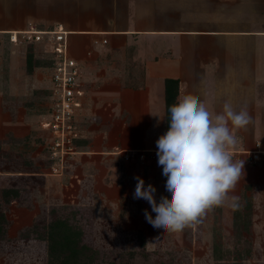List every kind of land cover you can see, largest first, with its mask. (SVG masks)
Returning <instances> with one entry per match:
<instances>
[{
  "label": "rangeland",
  "instance_id": "obj_1",
  "mask_svg": "<svg viewBox=\"0 0 264 264\" xmlns=\"http://www.w3.org/2000/svg\"><path fill=\"white\" fill-rule=\"evenodd\" d=\"M31 3L33 0L29 4L28 0H0V28H20L27 19L47 29L57 22L66 25L73 21L70 12L60 13L53 3L46 11L28 10ZM67 43L71 51L80 49L76 36L69 42L67 37ZM47 52L42 46L0 41V213L5 218L1 220L0 264H47L49 211L63 205L64 212L57 210L58 214L81 228V243L92 254L88 264H264V170H255L263 167V157L249 160L248 152L254 147H242L241 154H233L234 160L245 162L244 174L229 193L238 197L237 208L227 203L213 207L194 227L180 232L153 228L144 211L153 218L156 213L146 200L134 199L133 194L135 177L151 182L146 171L151 160H158L157 151L123 146L130 134L124 129L128 125L124 124V111L95 108L97 90L85 75L82 81L90 85L94 103L84 120L80 117L84 135L80 149L84 152L69 155L60 169L52 171L48 133L41 127L50 89ZM117 150L124 152H110ZM89 152L97 154L86 155ZM138 154L143 156L138 158ZM93 162L98 163L97 171L118 170L117 183L100 187L109 196L108 202L104 203L107 197L98 198L101 194L91 183L76 182L77 173L92 172ZM129 163L135 167L138 163L142 171L134 177ZM148 184L157 186L152 182L145 186ZM165 184L160 186L165 188ZM5 189H15L18 195L5 200L1 197ZM156 196L159 203L161 196ZM50 214L53 218V212ZM214 246L222 250L219 259L213 255Z\"/></svg>",
  "mask_w": 264,
  "mask_h": 264
},
{
  "label": "crops",
  "instance_id": "obj_2",
  "mask_svg": "<svg viewBox=\"0 0 264 264\" xmlns=\"http://www.w3.org/2000/svg\"><path fill=\"white\" fill-rule=\"evenodd\" d=\"M51 3L60 13L72 15L67 26L55 25L69 31L68 42L72 36L79 38L80 49L69 51L82 79L86 75L85 80H93L95 108L124 111V129L130 131L122 141L126 149L136 145L157 151L156 141L165 133V78L178 79L177 101L194 94L213 117L226 101L236 111L247 110L251 122L232 129L235 149L264 144V0H33L28 10L46 11ZM30 23L36 22L27 19L20 28ZM82 84L84 120L94 102L90 85ZM262 157L263 167L255 170H264ZM94 162L92 172L75 175L76 182L91 183L101 194L98 198H108L105 203L109 196L100 189L117 183L118 170L97 171ZM149 163L146 174L157 183L155 195L164 196L160 183L167 177L158 160ZM137 164H127L134 177L143 169Z\"/></svg>",
  "mask_w": 264,
  "mask_h": 264
},
{
  "label": "clouds",
  "instance_id": "obj_3",
  "mask_svg": "<svg viewBox=\"0 0 264 264\" xmlns=\"http://www.w3.org/2000/svg\"><path fill=\"white\" fill-rule=\"evenodd\" d=\"M168 111L169 129L157 139L156 155L170 198L161 196L157 203L156 188L145 186L139 176L133 198L146 200L156 213L153 218L144 211L153 228L174 233L194 227L213 207L239 206L238 197L229 193L244 174L245 162L233 159L237 138L232 129L246 127L251 117L246 109L236 111L227 101L213 117L194 94L183 96Z\"/></svg>",
  "mask_w": 264,
  "mask_h": 264
},
{
  "label": "built area",
  "instance_id": "obj_4",
  "mask_svg": "<svg viewBox=\"0 0 264 264\" xmlns=\"http://www.w3.org/2000/svg\"><path fill=\"white\" fill-rule=\"evenodd\" d=\"M67 34L68 31L61 24H56L49 29L40 28L34 23L23 28H0V41L6 39L14 45L24 43L42 46L49 53L48 109L41 122V127L48 133L46 146L52 160L50 166L54 172L63 166L69 155L83 152L77 141L84 137L80 117L84 106L83 99L86 95V88L82 84L81 67L69 51ZM243 151L233 149L232 155L241 154ZM113 152L121 153L124 151ZM125 154L128 159V152ZM248 154L249 160H258L264 155V144L260 141L256 142V148L249 151ZM140 156L143 155L138 154V158Z\"/></svg>",
  "mask_w": 264,
  "mask_h": 264
},
{
  "label": "trees",
  "instance_id": "obj_5",
  "mask_svg": "<svg viewBox=\"0 0 264 264\" xmlns=\"http://www.w3.org/2000/svg\"><path fill=\"white\" fill-rule=\"evenodd\" d=\"M49 65L50 59H48L47 66ZM164 84L166 133L169 129L170 119L168 109L178 102V79L165 78ZM77 143L81 146L82 139L78 140ZM17 195L18 191L15 189L1 190V197L5 200L9 196L16 197ZM63 206H56L55 209L51 207L49 211L51 221L48 223V236L46 240L48 256L47 264H88V262L92 260V254L90 255L87 252L88 250L90 251V248L81 243V228L73 225L71 219L69 221V218L59 216L57 210L64 212ZM70 210L72 212L73 207H71ZM50 212H53V218ZM4 219L3 213H0V235L4 230L3 227H1V220L3 221ZM220 249L217 246H214L213 248V255L216 259H219L221 256L222 250Z\"/></svg>",
  "mask_w": 264,
  "mask_h": 264
},
{
  "label": "bare ground",
  "instance_id": "obj_6",
  "mask_svg": "<svg viewBox=\"0 0 264 264\" xmlns=\"http://www.w3.org/2000/svg\"><path fill=\"white\" fill-rule=\"evenodd\" d=\"M68 33H69V31H68ZM146 151H151V150H147V149H146Z\"/></svg>",
  "mask_w": 264,
  "mask_h": 264
}]
</instances>
